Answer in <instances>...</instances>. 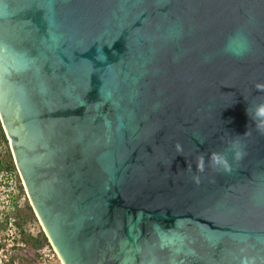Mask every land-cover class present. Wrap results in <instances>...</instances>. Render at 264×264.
I'll return each instance as SVG.
<instances>
[{"label":"water","instance_id":"1","mask_svg":"<svg viewBox=\"0 0 264 264\" xmlns=\"http://www.w3.org/2000/svg\"><path fill=\"white\" fill-rule=\"evenodd\" d=\"M256 83L264 0H0V121L62 264H264Z\"/></svg>","mask_w":264,"mask_h":264},{"label":"rangeland","instance_id":"2","mask_svg":"<svg viewBox=\"0 0 264 264\" xmlns=\"http://www.w3.org/2000/svg\"><path fill=\"white\" fill-rule=\"evenodd\" d=\"M4 148L3 142L0 141V156L4 155ZM21 184L19 175L12 180L0 177V247L4 240L9 239L8 235L12 234L17 238V242L26 244L25 249L15 252L14 260L19 264H39L37 250L41 247L37 249L25 240L32 237L41 238L39 233L43 231L39 221L28 208L30 203ZM13 197L14 200L17 198L16 201ZM51 264L61 263L55 260Z\"/></svg>","mask_w":264,"mask_h":264},{"label":"clouds","instance_id":"3","mask_svg":"<svg viewBox=\"0 0 264 264\" xmlns=\"http://www.w3.org/2000/svg\"><path fill=\"white\" fill-rule=\"evenodd\" d=\"M246 44L243 38L236 35L229 39L225 46L226 53L232 54L234 56H241L246 52ZM255 88L258 92L264 93V83H256ZM247 114L254 124L256 130L264 135V101L257 103L254 107L247 108ZM179 149V145H177ZM231 150L234 153V158L240 160L244 156L243 149L240 148L238 141H233L230 145ZM206 162L213 169H222L224 172H231L232 166L227 157L223 152L213 151L207 156L201 154L197 158L196 170L198 172H204L206 167ZM197 183H199V177H195Z\"/></svg>","mask_w":264,"mask_h":264},{"label":"built area","instance_id":"4","mask_svg":"<svg viewBox=\"0 0 264 264\" xmlns=\"http://www.w3.org/2000/svg\"><path fill=\"white\" fill-rule=\"evenodd\" d=\"M8 238L9 239L4 240V244L0 247V264H19L16 260H14L15 252L25 249L26 244L24 242H17V238H15L12 234L8 235ZM55 260H59L62 264L55 248L48 240V243L41 246V248L37 250V262L39 264H51L52 261Z\"/></svg>","mask_w":264,"mask_h":264},{"label":"trees","instance_id":"5","mask_svg":"<svg viewBox=\"0 0 264 264\" xmlns=\"http://www.w3.org/2000/svg\"><path fill=\"white\" fill-rule=\"evenodd\" d=\"M0 141L3 142L4 147H5L4 148V151H5L4 155L0 156V177L12 180L13 178L18 177V173H17V169L15 167V164H14V161L12 158L9 143H8V140H7L6 135L4 133V129L2 127L1 121H0ZM16 199L14 200V197H13L14 201H16ZM28 208L32 212L31 207L29 206ZM17 225L19 226L18 223H17ZM39 234H40L39 236H41V238L32 237V238L26 239V241H28L29 244H31L32 246H34L37 249L40 248L43 244L48 243V240H47L45 234L43 232H40Z\"/></svg>","mask_w":264,"mask_h":264},{"label":"flooded vegetation","instance_id":"6","mask_svg":"<svg viewBox=\"0 0 264 264\" xmlns=\"http://www.w3.org/2000/svg\"><path fill=\"white\" fill-rule=\"evenodd\" d=\"M6 132V131H5ZM4 132V133H5ZM6 135V134H5ZM7 138V137H6ZM7 140H8V138H7ZM8 143H9V147H10V141L8 140ZM11 148V147H10ZM10 151L12 152V148L10 149ZM12 154V153H11ZM13 161H14V159H13ZM15 164V167H16V163H14ZM17 173H18V168H17ZM18 175H19V177H20V180H21V182H22V184H21V186H23L24 187V183H23V180H22V177H21V175H20V172L18 173ZM31 207V206H30ZM31 210H32V214L35 216V218H37V220H38V217L36 216V213H34V211H33V209H32V207H31ZM39 221V220H38ZM39 224H40V222H39ZM40 226H41V224H40ZM42 227V226H41ZM42 231H43V233H44V229L42 228ZM45 235H46V233H44Z\"/></svg>","mask_w":264,"mask_h":264},{"label":"bare ground","instance_id":"7","mask_svg":"<svg viewBox=\"0 0 264 264\" xmlns=\"http://www.w3.org/2000/svg\"><path fill=\"white\" fill-rule=\"evenodd\" d=\"M59 258H60V256H59Z\"/></svg>","mask_w":264,"mask_h":264}]
</instances>
